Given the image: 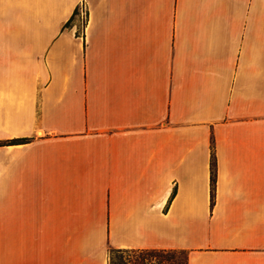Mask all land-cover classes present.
<instances>
[{
  "label": "crops",
  "instance_id": "obj_1",
  "mask_svg": "<svg viewBox=\"0 0 264 264\" xmlns=\"http://www.w3.org/2000/svg\"><path fill=\"white\" fill-rule=\"evenodd\" d=\"M110 249L264 264V0H0V264Z\"/></svg>",
  "mask_w": 264,
  "mask_h": 264
},
{
  "label": "trees",
  "instance_id": "obj_2",
  "mask_svg": "<svg viewBox=\"0 0 264 264\" xmlns=\"http://www.w3.org/2000/svg\"><path fill=\"white\" fill-rule=\"evenodd\" d=\"M76 10L73 12L71 19L63 26L64 28H68L70 23L75 19ZM20 143H23L24 140H19ZM211 157L213 160V142L211 141ZM211 190H213L214 186V178H213V161H211ZM213 204V194L211 193V205ZM111 251V259L113 257L117 260V264H161L162 261L165 260V255H168L169 260L176 259L175 253L182 252L185 254V264H187V255L183 251L177 250H115L110 249ZM133 254V255H131ZM109 264H112L110 262Z\"/></svg>",
  "mask_w": 264,
  "mask_h": 264
},
{
  "label": "rangeland",
  "instance_id": "obj_3",
  "mask_svg": "<svg viewBox=\"0 0 264 264\" xmlns=\"http://www.w3.org/2000/svg\"><path fill=\"white\" fill-rule=\"evenodd\" d=\"M131 255H133V254H131ZM111 256H112V254H111V251L109 250L108 258H107V264H109L110 262H112V264H117L118 262L114 257L112 260H110ZM164 257H165V260L162 261L161 264H185V254L182 252L175 253L176 259H174V260L173 259L169 260L168 255H165Z\"/></svg>",
  "mask_w": 264,
  "mask_h": 264
},
{
  "label": "built area",
  "instance_id": "obj_4",
  "mask_svg": "<svg viewBox=\"0 0 264 264\" xmlns=\"http://www.w3.org/2000/svg\"><path fill=\"white\" fill-rule=\"evenodd\" d=\"M75 20L79 24L78 30L80 34L81 32L83 33V30L85 29L87 23V10L83 4H79L77 6Z\"/></svg>",
  "mask_w": 264,
  "mask_h": 264
}]
</instances>
